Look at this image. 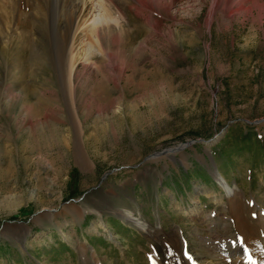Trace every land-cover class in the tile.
Instances as JSON below:
<instances>
[{"label": "rangeland", "instance_id": "obj_1", "mask_svg": "<svg viewBox=\"0 0 264 264\" xmlns=\"http://www.w3.org/2000/svg\"><path fill=\"white\" fill-rule=\"evenodd\" d=\"M1 1L0 264H76L77 244L97 263L106 243L231 264L232 197L196 153L264 212V0H89L70 44L61 0L46 19Z\"/></svg>", "mask_w": 264, "mask_h": 264}, {"label": "bare ground", "instance_id": "obj_2", "mask_svg": "<svg viewBox=\"0 0 264 264\" xmlns=\"http://www.w3.org/2000/svg\"><path fill=\"white\" fill-rule=\"evenodd\" d=\"M227 2L229 1L227 0ZM10 3L11 2H9V4ZM49 3L50 0H28V4L33 6L35 11H37L35 15L36 19L48 18V16L50 15ZM215 3H217V0H214V5ZM229 4L231 3L229 2ZM61 5L64 9V16L68 19V29L65 34L66 43L70 44V38L71 36H73L77 28L79 27L83 12L85 11V9L89 8V0H61ZM230 6H228V9H231ZM97 8H99L98 11L100 12L97 13L98 15H96L94 19L91 30H93L94 33L99 34L101 29H103V25L105 23H108L109 19L107 17L106 20L103 19L108 13L107 12L108 8H106L104 4L98 6ZM103 9L105 11L104 13H103ZM249 10H251V8H249ZM262 12H264V8H262ZM6 15L9 18L11 17L8 12H6ZM189 145L190 144H186L185 146H181V147L185 148V147H189ZM181 147L164 151V153H168L169 151L173 152L176 149L177 150L181 149ZM200 157H201L200 159H203V161L206 162L204 160L203 155H200ZM212 162L215 163L213 159ZM82 163L86 165V162L84 160L82 161ZM214 173L218 177L217 183L220 184L221 187L228 193V196L230 198L232 197L230 201V212L233 214L235 218L233 225L235 227L236 232L240 235L241 238L240 242H242V245L244 247V252H241L239 249L234 250V249H229L230 247L228 248L229 252L227 254L229 255L228 257L230 258L231 264H264V215H263L264 212L263 213H260V211L256 212V216L250 215V210H248V202L245 198H243L240 195V192L238 191L239 187L232 188L229 185V183L223 178L224 176L222 177L221 174H218L215 171ZM235 215L238 216L236 217ZM128 218L136 222V224L141 225L143 228H146L147 226L146 222L142 221L141 218L136 217L134 214H128ZM95 264H98V262Z\"/></svg>", "mask_w": 264, "mask_h": 264}, {"label": "crops", "instance_id": "obj_3", "mask_svg": "<svg viewBox=\"0 0 264 264\" xmlns=\"http://www.w3.org/2000/svg\"><path fill=\"white\" fill-rule=\"evenodd\" d=\"M123 224H124V222H123ZM124 226L130 227V228L134 227V226L131 227V225H129L126 222H125ZM117 237L119 238V236H117ZM132 237L134 239L131 241V243H129L128 241L125 242L128 245V247L125 248L126 254H128V252L131 251L132 249L136 250V252L145 253V249L141 250V248H140V238L138 236H132ZM106 239L109 240L108 237H106ZM113 239H115V238H113ZM86 243L91 244V242H89L88 240H86ZM133 244L135 245L134 248H132ZM91 245L96 250L95 254H96V257L98 259L99 264H125L124 263V259L126 258L125 256H121V254H119V256L114 255L115 251L113 250V247L116 249V251H119V248L117 247V245H109L107 243H106V245L100 244L98 247L94 246L93 244H91ZM77 246L78 247H76V251L74 253L75 254L74 260H75L76 264H81V260H83V258H86V259H88V261L92 262V264H95L93 256L88 257L91 253L90 249L88 248V252H86V249L84 248L85 246L80 247L78 244H77ZM88 246L89 245H87L86 247H88ZM108 250H110L114 254H110L108 252ZM69 252H71V251H69ZM71 257H72V255H71ZM70 259L71 258L69 257V260ZM89 259H91V260H89ZM90 262L88 264H90ZM83 264H86V263L83 262ZM128 264H135V263H128Z\"/></svg>", "mask_w": 264, "mask_h": 264}, {"label": "water", "instance_id": "obj_4", "mask_svg": "<svg viewBox=\"0 0 264 264\" xmlns=\"http://www.w3.org/2000/svg\"><path fill=\"white\" fill-rule=\"evenodd\" d=\"M223 132H224V130H223ZM222 132V133H223ZM216 139H212V140H207V141H204L203 143H205V144H207L209 147L210 146H212V144L214 143V141H215ZM187 143H189V144H191V145H193L194 143H196L195 141H189V142H187ZM207 152H208V155L210 156V158H213V153H212V151H211V149H207ZM196 157L197 158H201L200 157V154H198V153H196ZM204 157V160H205V156H203ZM202 161H201V163L203 164V166H205L206 167V169H207V172L211 175V177L216 181V182H218V177H217V175L214 173V171L215 172H217L218 174H220L219 173V171L218 170H214V169H212L210 166H209V164L207 163V162H204L203 161V159H201Z\"/></svg>", "mask_w": 264, "mask_h": 264}, {"label": "trees", "instance_id": "obj_5", "mask_svg": "<svg viewBox=\"0 0 264 264\" xmlns=\"http://www.w3.org/2000/svg\"><path fill=\"white\" fill-rule=\"evenodd\" d=\"M202 169L206 172V175L210 178V176L207 174V171L204 168H202Z\"/></svg>", "mask_w": 264, "mask_h": 264}]
</instances>
